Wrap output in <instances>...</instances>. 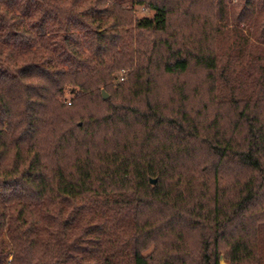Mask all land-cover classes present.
<instances>
[{"label": "trees", "instance_id": "trees-1", "mask_svg": "<svg viewBox=\"0 0 264 264\" xmlns=\"http://www.w3.org/2000/svg\"><path fill=\"white\" fill-rule=\"evenodd\" d=\"M221 248L264 264V0H0V264Z\"/></svg>", "mask_w": 264, "mask_h": 264}, {"label": "rangeland", "instance_id": "rangeland-1", "mask_svg": "<svg viewBox=\"0 0 264 264\" xmlns=\"http://www.w3.org/2000/svg\"><path fill=\"white\" fill-rule=\"evenodd\" d=\"M134 12H135V16L138 19H142L144 17L151 16V13H148V12L144 11L143 9L138 8V7H136L134 9ZM124 76H126V71H123V72H120L119 74H117L114 83L116 84V83L121 82L120 77H124ZM71 99H72V95L69 93H65V95L62 98L63 102L67 103L68 105H69L68 101H70ZM91 211H92V208L89 207L86 214L89 216ZM220 251H221L220 252L221 254H220V258H219V264H228L225 257H224L225 250L223 248H221Z\"/></svg>", "mask_w": 264, "mask_h": 264}, {"label": "water", "instance_id": "water-1", "mask_svg": "<svg viewBox=\"0 0 264 264\" xmlns=\"http://www.w3.org/2000/svg\"><path fill=\"white\" fill-rule=\"evenodd\" d=\"M101 94H102V98L103 99H106L107 98V95L105 94L104 91H101ZM149 183L152 184V185H154L155 184V180L154 179H151V180H149Z\"/></svg>", "mask_w": 264, "mask_h": 264}]
</instances>
